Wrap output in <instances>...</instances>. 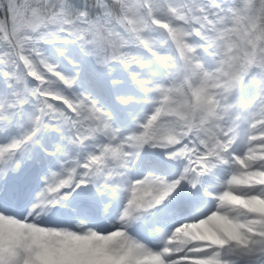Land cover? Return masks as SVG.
Wrapping results in <instances>:
<instances>
[{
  "label": "snow or ice",
  "instance_id": "1",
  "mask_svg": "<svg viewBox=\"0 0 264 264\" xmlns=\"http://www.w3.org/2000/svg\"><path fill=\"white\" fill-rule=\"evenodd\" d=\"M0 264H264V0H0Z\"/></svg>",
  "mask_w": 264,
  "mask_h": 264
}]
</instances>
